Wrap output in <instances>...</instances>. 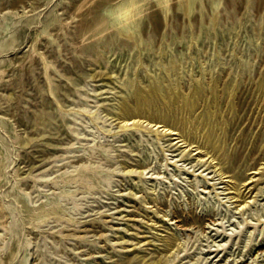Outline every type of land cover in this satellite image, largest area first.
<instances>
[{
    "label": "rangeland",
    "instance_id": "1",
    "mask_svg": "<svg viewBox=\"0 0 264 264\" xmlns=\"http://www.w3.org/2000/svg\"><path fill=\"white\" fill-rule=\"evenodd\" d=\"M117 1L0 0V264H264V0Z\"/></svg>",
    "mask_w": 264,
    "mask_h": 264
},
{
    "label": "bare ground",
    "instance_id": "2",
    "mask_svg": "<svg viewBox=\"0 0 264 264\" xmlns=\"http://www.w3.org/2000/svg\"><path fill=\"white\" fill-rule=\"evenodd\" d=\"M147 1H149V0H118L115 4L108 5L104 11H105V14H106L108 21L114 27L115 33L125 34L128 37L134 36L135 33L137 32L138 27L140 26L141 21H142V17L144 15V10H145V3ZM153 1H154V5L157 6L161 11H163L164 14H166L172 6L171 0H153ZM210 1H211L212 6H213V9L215 7H217L220 3V0H210ZM178 4H179L178 8L180 10H182L183 13L186 15H188L190 13V11H192L194 9L195 4H199V5H197L199 10H201L203 8V1L202 0H178ZM153 15H155V14H153ZM215 18H216V11H213V15L211 17V23L215 22ZM155 22H156V20H155ZM174 63H175V60L172 59V61L170 62L171 67H174V65H175ZM50 66H51V64L49 62L44 63V67L46 70ZM132 84H133V82H132ZM171 84L172 85L170 86V88L175 89L176 88L175 82H172ZM154 87L156 89H159L161 87V84L156 83L154 85ZM137 99H138V102H136V103L138 106V108H137V115H138L139 113L142 114L145 112L144 109H146L145 107H146L148 101L140 102L139 98H137ZM189 102H191V101L189 100ZM219 102H221V101H219ZM121 114H122V118H123V124L121 125L122 128L127 127V129L133 130L135 132H141V133L143 132V129H144V128H142L143 125L141 123H139L138 120L133 119L132 123L127 122L126 115L128 114V112L125 109H123L121 111ZM196 122H197V124H200L201 120L197 119ZM155 132L157 133V135H160L161 131H159L158 127H157ZM198 148H200V147H198ZM233 158H234V156H233ZM173 160L174 159H172L173 165L175 164L177 166V161L176 160L173 161ZM137 171H138L137 168L136 169L130 168V169H127L124 173H134ZM144 171H145V168L138 171L139 176H142ZM232 172H233V170H232ZM154 176H156V175H154ZM232 178L237 181V177L235 174L232 176ZM207 189H209V188H207ZM179 217H180V215H178V216L176 215L175 217L171 218V220L176 219L175 223H179L180 222V220L178 219ZM193 224H194L193 221L189 222L187 225L185 223L186 226H190V227L193 226ZM180 228H181V226H180ZM260 252L264 253V250H261ZM135 260H137V259L134 257H129V258H127V260L123 264H133ZM139 262H141V264H142L143 261H139ZM143 263L144 264H155V263L148 262V261H144Z\"/></svg>",
    "mask_w": 264,
    "mask_h": 264
}]
</instances>
